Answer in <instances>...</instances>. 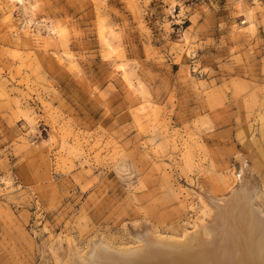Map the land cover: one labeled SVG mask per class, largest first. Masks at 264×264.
<instances>
[{"label": "rangeland", "instance_id": "1", "mask_svg": "<svg viewBox=\"0 0 264 264\" xmlns=\"http://www.w3.org/2000/svg\"><path fill=\"white\" fill-rule=\"evenodd\" d=\"M242 174L264 211V0H0V264L183 237Z\"/></svg>", "mask_w": 264, "mask_h": 264}, {"label": "bare ground", "instance_id": "2", "mask_svg": "<svg viewBox=\"0 0 264 264\" xmlns=\"http://www.w3.org/2000/svg\"><path fill=\"white\" fill-rule=\"evenodd\" d=\"M228 197L209 196L210 218L183 237L136 232V243L92 240L76 264H264V211L243 174ZM139 231V230H138Z\"/></svg>", "mask_w": 264, "mask_h": 264}]
</instances>
